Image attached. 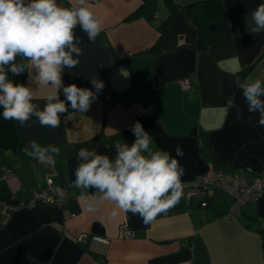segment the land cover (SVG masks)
Here are the masks:
<instances>
[{"label": "crops", "instance_id": "0c3cea01", "mask_svg": "<svg viewBox=\"0 0 264 264\" xmlns=\"http://www.w3.org/2000/svg\"><path fill=\"white\" fill-rule=\"evenodd\" d=\"M198 1L89 0L103 30L95 42L75 30L83 54L62 76L65 86L93 92L91 79L103 81L89 110L69 107L58 128L42 127L35 118L20 127L0 116V264H264V193L236 217L227 215L231 197L224 193L206 207L183 195L145 225L130 212L113 216L110 201L90 211L91 191L85 196L72 187L78 150L113 157L115 141H134L129 128L137 121L159 148L175 156L182 147V182L212 164L264 183V126L258 113L248 112L238 86L264 71V33L250 34L246 23L264 0H221L217 18L197 23L187 6ZM9 76L32 87L43 108L53 89L30 82L27 71ZM184 77L188 88L181 86ZM59 95L63 100L62 89ZM229 97L238 108L226 107ZM31 140L60 148L53 167L25 154ZM48 177L72 190L62 204L15 206L14 196H32ZM95 224L103 234H95ZM125 230L134 236L127 238ZM93 235L109 239L105 253L90 248Z\"/></svg>", "mask_w": 264, "mask_h": 264}, {"label": "clouds", "instance_id": "9594fccd", "mask_svg": "<svg viewBox=\"0 0 264 264\" xmlns=\"http://www.w3.org/2000/svg\"><path fill=\"white\" fill-rule=\"evenodd\" d=\"M247 19L252 35L264 33V3L258 5ZM83 31L89 41L95 42L103 30L101 20L92 11L89 0H68L67 5L57 0H0V116L29 125L35 118L42 127L58 128L61 115L69 111L87 112L103 81L91 79L96 89L64 85L65 69L75 68L83 54L82 41L75 30ZM17 57L24 62L18 63ZM28 72V80L53 89L45 97L43 108L35 103V91L24 83L10 78ZM247 110L258 113V124L264 126V71L248 76L239 83ZM62 89L64 99H60ZM228 109L238 108L234 97L226 101ZM135 139L129 144L114 142L115 155L98 153L95 149L80 148L72 187L87 196L90 211L102 202L114 205L112 215L122 211L138 215L145 225L160 214L167 213L183 197L184 167L177 157H183L181 146L175 156L159 148L150 132L137 121L130 126ZM27 156L45 167H53L60 148L53 144L41 145L31 140L24 147ZM63 195L62 190H58Z\"/></svg>", "mask_w": 264, "mask_h": 264}, {"label": "built area", "instance_id": "2783aa9c", "mask_svg": "<svg viewBox=\"0 0 264 264\" xmlns=\"http://www.w3.org/2000/svg\"><path fill=\"white\" fill-rule=\"evenodd\" d=\"M172 1L176 2L177 0ZM181 86L182 88H188L190 86V78H182ZM58 190L63 191L62 196L58 194ZM183 192L188 202L196 203L200 207L208 206L210 198L215 194L224 193L231 197L227 215L236 217L240 213L242 205L257 201L264 193V183H262L260 176L249 180L242 174L223 171L209 164L205 172L183 182ZM70 193H72V190L58 185L54 178L48 177L45 188H38L30 197L20 196L15 201V206L60 205ZM124 234L127 238L134 236V233L129 230H125ZM77 240L78 242H84L85 237L79 236ZM108 246V238L99 235L91 237L90 248L95 252L99 254L105 253Z\"/></svg>", "mask_w": 264, "mask_h": 264}, {"label": "trees", "instance_id": "16d2710c", "mask_svg": "<svg viewBox=\"0 0 264 264\" xmlns=\"http://www.w3.org/2000/svg\"><path fill=\"white\" fill-rule=\"evenodd\" d=\"M171 5L175 4L172 0H167ZM221 0H201L187 6V11L190 13L195 22H204L217 18L222 12ZM219 10V12H217ZM20 196L16 195L12 201H17ZM264 234V230H262Z\"/></svg>", "mask_w": 264, "mask_h": 264}, {"label": "water", "instance_id": "95a60500", "mask_svg": "<svg viewBox=\"0 0 264 264\" xmlns=\"http://www.w3.org/2000/svg\"><path fill=\"white\" fill-rule=\"evenodd\" d=\"M65 5H67V3ZM93 231L95 232V234H103V231L98 224L94 225Z\"/></svg>", "mask_w": 264, "mask_h": 264}]
</instances>
